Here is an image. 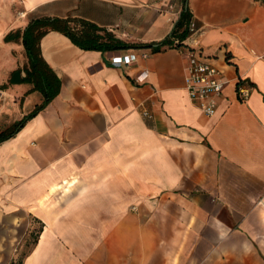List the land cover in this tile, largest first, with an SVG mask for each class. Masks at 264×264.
Listing matches in <instances>:
<instances>
[{
	"label": "crops",
	"instance_id": "obj_1",
	"mask_svg": "<svg viewBox=\"0 0 264 264\" xmlns=\"http://www.w3.org/2000/svg\"><path fill=\"white\" fill-rule=\"evenodd\" d=\"M12 2L0 0V131L43 101L19 82L22 38L4 40L31 18H83L143 46L42 38L61 89L0 144V264H264V1L18 0L20 16ZM186 6L197 32L182 47H200L226 81L210 117L189 98L183 52L163 44ZM115 53L135 59L113 65ZM139 202L180 224L140 226L127 209Z\"/></svg>",
	"mask_w": 264,
	"mask_h": 264
},
{
	"label": "trees",
	"instance_id": "obj_2",
	"mask_svg": "<svg viewBox=\"0 0 264 264\" xmlns=\"http://www.w3.org/2000/svg\"><path fill=\"white\" fill-rule=\"evenodd\" d=\"M189 19L190 13L186 6L181 12L180 18L176 24V31L182 27L184 28L179 33H173V36L178 38V42L172 45L171 40H166L163 44H168L170 47L174 48L183 46V40L188 36L187 25ZM50 32H58L65 35L75 45L84 50H97L102 52L123 51L141 46V44L138 43L124 42L115 37L111 32L86 19L71 16L58 17L45 15L31 18L22 32L16 31L15 33H8L4 37L6 42L18 37L22 38V43L28 58L26 77L20 79L19 82L32 83L33 90H38L42 93L43 101L22 119L14 122L5 130L0 131V144L4 140L14 136L22 127H24L28 120L38 114V112L60 92L61 79L46 62L41 50V40ZM154 49L159 50L160 47ZM227 56L229 57V53ZM11 81L15 82L13 80ZM242 84L243 81L239 80L238 88ZM21 261L22 258L20 257L16 263L12 264H21Z\"/></svg>",
	"mask_w": 264,
	"mask_h": 264
},
{
	"label": "built area",
	"instance_id": "obj_3",
	"mask_svg": "<svg viewBox=\"0 0 264 264\" xmlns=\"http://www.w3.org/2000/svg\"><path fill=\"white\" fill-rule=\"evenodd\" d=\"M183 9L184 7H181L179 10L180 15ZM187 29V37L197 32V25L192 17L189 19ZM176 42L178 40L174 43ZM177 48L183 52L186 59L185 82L190 100L204 115L213 116L217 112L218 101L222 97L226 85L223 70L216 64L215 59L204 53L200 47L195 46L184 49L181 46ZM134 59V55L115 53L111 56L110 62L113 65H127ZM146 76L147 73L144 72L139 78L144 79ZM237 91L239 98L246 100L251 88L242 84ZM146 114L148 115V113Z\"/></svg>",
	"mask_w": 264,
	"mask_h": 264
},
{
	"label": "rangeland",
	"instance_id": "obj_4",
	"mask_svg": "<svg viewBox=\"0 0 264 264\" xmlns=\"http://www.w3.org/2000/svg\"><path fill=\"white\" fill-rule=\"evenodd\" d=\"M18 4V0H15V2H12V10L10 11L12 13V15L15 16H20L22 13V11H18L19 9H17V5ZM20 8V7H19ZM4 14V12L2 10H0V16H2ZM137 209H133L135 206L131 205L128 206L127 209H129L132 213H139V225H146L148 223H152L155 222V224H157L159 227H163V226H171V225H178L180 224V219L173 218V217H168V213L165 214V216L162 213V210H169L168 206L164 207L162 202H156V203H152V206L147 205L146 202H139L137 204ZM173 209V208H172ZM176 209H178V207H176ZM156 213V216L153 218V216L155 215L154 212ZM181 219V225H184V220ZM163 230H161V235H165L162 232ZM142 236V235H140Z\"/></svg>",
	"mask_w": 264,
	"mask_h": 264
}]
</instances>
